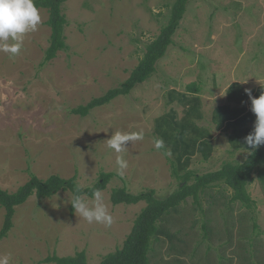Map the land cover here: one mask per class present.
<instances>
[{
	"label": "rangeland",
	"instance_id": "1",
	"mask_svg": "<svg viewBox=\"0 0 264 264\" xmlns=\"http://www.w3.org/2000/svg\"><path fill=\"white\" fill-rule=\"evenodd\" d=\"M175 1L67 0L68 49L46 64L50 14L39 8L41 22L23 36L19 55L0 51L3 188L16 191L32 174L77 175L82 187L96 183L102 172L115 174L101 191L113 217L109 227L71 214L69 191L56 194L59 200L32 196L18 206L14 226L0 239V256L8 255L10 264H56L42 261L83 250L90 263L99 264L123 245L146 206L114 204L115 188L155 189L163 199L181 183L172 164L181 173L207 172L247 157L244 138L256 117L245 90L253 97L264 91V0H191L156 74L86 116L73 112L130 76ZM191 85L199 91H190ZM117 131H142L144 138L117 154L106 141ZM157 138L164 148H155ZM117 155L128 162L123 175L117 174ZM248 190L255 212L233 201L225 184L209 187L198 200L188 197L166 216L162 227L173 237L154 241L152 264H264L258 173ZM5 213L0 206V231Z\"/></svg>",
	"mask_w": 264,
	"mask_h": 264
},
{
	"label": "trees",
	"instance_id": "2",
	"mask_svg": "<svg viewBox=\"0 0 264 264\" xmlns=\"http://www.w3.org/2000/svg\"><path fill=\"white\" fill-rule=\"evenodd\" d=\"M67 0H34L36 7L46 8L49 11L48 25L51 28L50 45L46 50L44 64L54 59L59 51L67 50L68 45L65 36V27L68 23L63 4ZM191 0H176L172 5L168 22L162 27L160 34L146 45L144 55L130 76L119 86L108 90L104 95L95 97L86 104L73 109L75 114L88 115L96 107L112 102L118 96L128 95L138 84L145 82L158 71V63L163 59L169 48L174 44V35L186 13ZM189 90L198 92L195 85ZM173 173L181 180L178 188L166 198H159L155 189H147L139 193H133L127 185L115 188L111 199L114 204H134L145 201L146 206L141 210L132 231L125 239L123 245L114 252L103 256L99 264H152L150 253L153 243L161 235L173 237L162 227L166 216L176 210L188 197L199 199L200 194L209 187L225 184L232 190V200L240 202L248 210L255 212L257 203L248 190V186L254 180V174L258 173L264 187V147H259L253 153L238 163L226 162L216 170L199 172L186 169L184 173L172 164ZM114 173L102 172L99 180L91 186L82 187L78 182V176L62 177L53 174L42 179L32 174L30 179L21 185L16 191L3 188L0 182V206L6 211L5 220L0 231V239L7 237L14 226L16 208L32 196L38 198L52 197L61 192L79 194L82 198L86 195L92 197L94 190H105L114 176ZM70 212L74 210L70 204ZM257 227V225H256ZM42 262L56 264H92L88 261L86 251H78L74 255L58 256L56 254L46 257Z\"/></svg>",
	"mask_w": 264,
	"mask_h": 264
},
{
	"label": "clouds",
	"instance_id": "3",
	"mask_svg": "<svg viewBox=\"0 0 264 264\" xmlns=\"http://www.w3.org/2000/svg\"><path fill=\"white\" fill-rule=\"evenodd\" d=\"M41 22L39 9L34 0H0V51L12 57L19 55L23 36L35 31ZM11 41V42H10ZM246 94L251 100V111L255 115L253 130L244 138L247 145L246 153H253L259 147L264 146V91L258 97H253L251 90L246 89ZM144 134L140 132L112 133L107 141V147L115 153H123L131 142L143 140ZM156 149L165 147L162 139H154ZM168 154L171 152L169 150ZM117 174L123 175L128 168V162L123 156L117 155ZM57 200L59 196L55 195ZM75 213H78L89 224H103L111 226L113 217L103 202L102 193L96 189L92 193V201L89 203L79 194H74L69 202ZM59 205H57L58 207ZM0 264H10L9 256H0Z\"/></svg>",
	"mask_w": 264,
	"mask_h": 264
}]
</instances>
